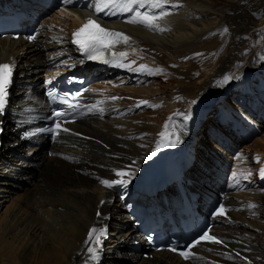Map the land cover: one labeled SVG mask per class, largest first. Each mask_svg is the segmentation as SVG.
<instances>
[{
  "label": "bare ground",
  "instance_id": "6f19581e",
  "mask_svg": "<svg viewBox=\"0 0 264 264\" xmlns=\"http://www.w3.org/2000/svg\"><path fill=\"white\" fill-rule=\"evenodd\" d=\"M255 1L239 2L237 8L239 7L240 18L236 24H229L228 14L225 12L220 14L218 22L203 18V15L216 12L210 6L211 0H165L160 13L165 12L167 15L155 21L164 31L149 30L144 26L102 18L100 14L93 13V17H100L102 23L112 31L130 37L127 43H118L112 49L113 52L128 54L117 63L146 65L144 74L150 78L147 82L140 83L141 85L135 83L114 87L105 83L114 74L107 70L101 74L100 80L91 82L90 86L103 95L125 93L144 97L148 101L142 104L141 111L128 114L125 122L109 117L108 114L103 117L92 114L79 118L71 122L70 126L80 135L60 133L50 143L37 135L25 138L20 136L23 131L39 125L38 118L44 115L40 87L34 82L38 80L46 59L54 57L49 52L60 48L61 43L56 41V36L66 37L63 51H73L74 48L68 46V41L70 29L77 21L71 14L53 9L48 13L50 15H45L39 21L44 23L45 30L39 33L36 40L27 42L20 36L15 39L0 37V60L11 54L16 62L12 78L16 90L11 93L16 99L0 113V180H11L15 184L22 180L30 181L34 166H40L38 173L41 178V181L35 179V186L29 187V192L19 198L13 210L12 206L9 209L6 207V215L4 213L0 223V264H112L116 257L115 262L127 261L124 264H198L178 259L175 254L166 250L152 251L150 257H141L137 251L130 250L127 243L132 238L140 239V236H134L133 219L116 194L111 188L104 186L101 180L109 181L118 171L128 173L131 170L129 175H133L141 160L152 155L163 137L169 133L190 131V137L185 140L182 149L175 146L163 147L162 154L164 158L171 159L184 156L187 150H195V160L188 171L195 170L203 174L199 187L206 188L208 192L206 195V191H203L199 201L202 205L208 198L213 199L215 192L211 188H216L215 185L220 181L218 176H214L210 161L223 164L226 160L214 150L218 148L230 153L241 136L238 133L240 130L233 126L232 131L222 125L215 117H210L211 111L201 121V115L192 117L187 108L190 105L210 108L219 94L225 92L231 98L224 95L218 97V117H229V107L239 110L242 96L248 94V103L243 106L249 121L244 127L249 132L251 126L261 128L264 141V102L260 90H240L244 81H247V76H257L264 69V54L259 60H254L258 49L264 47V0H259L258 6L254 4ZM5 2L8 4L7 0ZM24 3L25 0H20L19 4ZM34 6H26L28 15L36 13L38 7ZM249 9L250 13H245ZM84 13H89L87 7H84ZM160 13L156 16L159 17ZM229 26V40L228 37H218V30ZM97 66L103 69L111 65L100 60ZM116 67L126 72L127 67ZM160 75H172L174 80L160 78L156 82L157 78L153 77ZM141 80L139 78L137 81ZM153 81L159 85V90L155 93L146 89ZM166 88L167 92L163 93ZM115 101L129 102V99ZM144 108L147 109L144 111ZM182 117L190 120V128L182 125ZM161 133L165 135L162 137ZM257 137L260 136L254 137L252 141ZM25 142L26 153L20 150ZM43 147L50 151V160L40 157L34 163L29 162L31 158L38 156L34 153ZM237 150L240 153L250 150V154H240L234 161L236 166L233 169L246 170L247 174L260 181L264 187V179L260 180L255 176V168H252L257 163L264 164V147L259 148L251 142L240 145ZM15 156L18 158L14 161ZM50 161L53 162L52 165ZM54 164L59 167L54 168ZM55 174L64 176V179ZM0 183L11 189V183ZM30 189L34 194L31 197ZM2 191L5 189L0 187V197L4 196ZM226 193L227 202L231 205L244 202V207L230 211L229 225L221 224L218 219L212 229L223 236L232 248L202 243L197 250L202 251L207 259H198H202L204 264H264V189ZM100 197L103 198V203H98ZM249 205H255L252 210L256 209L255 213L260 218L247 210L252 208ZM96 208L99 216L93 213ZM19 210L28 219L14 236L9 229L15 221L18 223L23 218V215L19 216ZM35 212L36 221L30 222L31 214ZM33 220L32 218L31 221ZM45 224L49 226L46 227ZM105 225L109 227L110 236L106 238L101 253H98L99 258L93 260L87 249L96 245L93 242L86 243L88 234L85 231ZM28 238H36L31 243V249ZM235 249L249 257V261L237 256L232 251ZM209 257L218 262L212 263Z\"/></svg>",
  "mask_w": 264,
  "mask_h": 264
},
{
  "label": "snow or ice",
  "instance_id": "6c2138e0",
  "mask_svg": "<svg viewBox=\"0 0 264 264\" xmlns=\"http://www.w3.org/2000/svg\"><path fill=\"white\" fill-rule=\"evenodd\" d=\"M71 0H65V3H70ZM165 0H96L95 4V12L100 13L103 12L105 9L108 8H116L119 7L124 11L132 12L133 5H138L139 7H144L145 4L150 5L153 8H161L164 4ZM164 15H167L165 12H161L160 16H153L149 15L148 13H140L136 12L127 22L134 23V24H141L144 27L148 28L149 30H156V31H164L165 29L160 28L155 21ZM225 31H227L225 29ZM30 39H35V37H30ZM130 40V37L124 35L121 32H116L112 30L105 29L102 27L95 19L91 17L85 20V23L82 24L79 28L75 29L72 32V43L78 45L80 49L87 55L88 59L92 60H102L104 63H109L108 59L104 58L106 52H111L113 59L122 60L127 57L126 52H112L111 50L115 47L116 44L124 42L127 43ZM134 63V62H133ZM115 66L118 67H128L131 68V64H123L117 63ZM139 71L147 70L146 65H140L138 69ZM149 74H152L151 70H148ZM11 77H12V66L7 63H0V113L3 112L6 104V97L8 95V87L11 84ZM228 79V78H226ZM78 95V94H77ZM49 96L56 99V95L52 92H49ZM76 97H68L67 94H64L61 97V103L65 104L71 112L78 111V105L76 103L70 102V100H75ZM112 99H117L116 97H112ZM141 104H146L147 101H141ZM101 111H103L101 109ZM69 115L68 112L65 111H56L53 114L54 123L51 127L41 129L40 131L51 133L52 137L55 138L61 132H68L67 128H63L61 126L62 118ZM162 137L165 133L160 134ZM178 138L175 141L171 139L165 141L161 140L158 142L157 147L153 150L152 155L155 156L156 152L160 150L161 147H168L174 146L175 143H178ZM151 158V157H149ZM117 176L123 177L126 173L118 171L116 172ZM261 176L264 177V168L261 169ZM101 183L106 187H113L115 184H125L126 181L118 180V181H108V180H101ZM103 203V201H102ZM249 207H255V205H249ZM225 209L223 206H220L216 209L214 215L220 216L224 215ZM99 216L100 213H97ZM97 233V229L93 228L89 230L88 233V242L95 243L96 247H88L87 251L90 254L91 259L96 260L98 259V252H99V244L100 238L105 233L101 230L99 234ZM201 241H210L213 243H221V241L217 240L214 236L209 235L208 232H204L203 235L199 237L193 244L186 246V250L181 251L179 254L184 258L188 259L191 255L190 249L194 247L196 244H199ZM174 250V249H173ZM239 255V254H237Z\"/></svg>",
  "mask_w": 264,
  "mask_h": 264
},
{
  "label": "rangeland",
  "instance_id": "374dc122",
  "mask_svg": "<svg viewBox=\"0 0 264 264\" xmlns=\"http://www.w3.org/2000/svg\"><path fill=\"white\" fill-rule=\"evenodd\" d=\"M243 0H211V5L210 6H212V8L216 11V12H213V13H210V14H208V15H203V18H205L206 20L207 19H211L212 21H214V22H218V20H220V14H222L223 12H225V13H227L228 14V19H227V23H229V24H236V22L238 21V19L240 18V17H238V14H239V7L237 8V6H238V3L239 2H242ZM258 3H260V1L259 0H256L255 2H254V4L255 5H257L258 6ZM230 5H231V7H230ZM264 10V9H263ZM245 13H250V9L248 10V11H245ZM41 15H44V13H41L40 14V16ZM207 21H209V20H207ZM233 22H235V23H233ZM225 29L227 30V31H225ZM231 30V27L229 26V27H224V28H222L221 29V31H219L218 30V37H228V40H229V31ZM263 50H264V47L263 48H260V52H259V54L256 56V57H260V55H261V52H263ZM38 61V60H37ZM38 64V71H39V62H37ZM153 78H157V79H155V81L156 82H158V80H161L160 78H166V80L167 81H172V80H174V78H173V76L172 75H168V76H165V75H160V77H153ZM37 81L38 80H35V82H34V84L35 85H37ZM146 89H148V90H150V91H152V92H157L158 90H159V85L158 84H156L154 81L152 82V83H149V87L148 88H146ZM16 90V86L13 84L12 86H11V92H14ZM165 92H167V88L163 91V93H165ZM147 108H144V111L146 110ZM127 119H124L123 121L125 122ZM146 125H149V123L148 124H146ZM261 133H262V129L261 128H259V130H258V132L255 134V135H253L252 137H250V138H248V139H245V141H244V143H254L257 147H259V148H263L264 147V145H263V143H264V141H263V134L261 135ZM256 136H260V137H257V138H255L253 141H252V139L254 138V137H256ZM38 137H40V136H38ZM244 143H242V144H244ZM239 144V143H238ZM236 145L237 147H240V145H242V144H240V145ZM22 145H23V147H21V149L20 150H22V151H24L25 152V148L27 147V145H26V142L25 143H22ZM47 148H44L43 150H44V152L45 153H42L41 152V149H38V151H36L34 154L35 155H38V156H35L34 158H31V160L29 161V162H31V161H33V163L35 162V161H37L38 160V158H40V157H43V158H45V159H47V160H50L49 158H48V155L50 154V151H48V150H46ZM26 153V152H25ZM11 155H13V154H11ZM12 157V156H11ZM224 157V159H226L227 158V156H223ZM17 156H15L14 157V161L15 160H17ZM50 163H51V165L53 164V162L52 161H50ZM54 166V168H57V167H59L57 164H54L53 165ZM33 168V170L31 171L32 173H34L33 174V177L30 179V181H23L22 180V182H20L19 184H15L14 182H12L11 180H9V181H7V180H0V182H7V183H11L9 186L11 187V189H9L8 188V186H5V185H3V184H1L0 183V187H2V188H4L5 189V191H2L3 192V194H4V196L3 197H0V200H2L1 202H0V223H1V221H2V219H3V217H4V213H5V211L7 210V206H8V209L12 206V210L14 209V207L17 205V203H18V201L20 200L19 198H22V197H24V194L25 193H27V192H29V187L31 188L32 186L34 187L35 186V184H36V182H35V179L36 180H40L41 181V178H40V176H39V173H38V171H39V169H40V166H34V167H32ZM65 171V170H64ZM37 173V174H36ZM45 175H47L48 176V174H47V172H45L44 173ZM55 175H57L58 177H60L61 179H64V176H59L58 174H55ZM56 176V177H57ZM51 180V179H50ZM51 182H52V180H51ZM32 184H34V185H32ZM54 185V184H53ZM5 192V193H4ZM1 193V192H0ZM7 194V195H6ZM33 194V191H32V189H30V197L31 196H33L32 195ZM116 196V195H115ZM115 196H114V198H115ZM56 201V200H55ZM56 204H58V202L56 201ZM34 208V207H33ZM19 212V216H22L23 218L21 219V221H19L18 223H17V221H15L14 222V225L9 229V232H11L12 233V235L14 234V236H16V234H18L17 232L18 231H20V229L22 228V226H23V223H25L26 222V216L27 215H24V214H20V212H21V210H19L18 211ZM36 214H37V212H35V214H31V218H30V222H35L36 221V219H35V217H36ZM5 215H6V213H5ZM34 219L33 221H31V219ZM28 219V218H27ZM38 220V219H37ZM23 221V222H22ZM35 224V223H34ZM39 224H44V223H40L39 222ZM19 225V226H18ZM46 225V224H45ZM49 226V224L48 225H46V227H48ZM16 233V234H15ZM40 233H43V232H40ZM21 234V233H20ZM22 236V235H21ZM23 239H25V237H23ZM30 239V241H28ZM31 239H33V238H28L27 239V241H28V246H29V249H31L32 247V242H34L35 241V239L36 238H34L33 239V241L31 240ZM43 239V238H42ZM36 242H37V240H36ZM121 252H124V250H121ZM138 253V255L139 256H141L140 255V253L139 252H137ZM141 257H143V256H141ZM117 259V257L113 260V262H112V264H124V263H126L127 261H125V260H118L117 262H115V260ZM119 259V258H118Z\"/></svg>",
  "mask_w": 264,
  "mask_h": 264
},
{
  "label": "trees",
  "instance_id": "16d2710c",
  "mask_svg": "<svg viewBox=\"0 0 264 264\" xmlns=\"http://www.w3.org/2000/svg\"><path fill=\"white\" fill-rule=\"evenodd\" d=\"M43 149H44V147L41 149V152H42V153H45Z\"/></svg>",
  "mask_w": 264,
  "mask_h": 264
}]
</instances>
